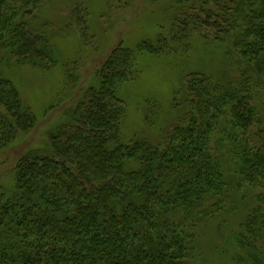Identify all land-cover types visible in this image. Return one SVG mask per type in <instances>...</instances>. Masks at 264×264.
<instances>
[{
	"label": "trees",
	"instance_id": "trees-1",
	"mask_svg": "<svg viewBox=\"0 0 264 264\" xmlns=\"http://www.w3.org/2000/svg\"><path fill=\"white\" fill-rule=\"evenodd\" d=\"M43 1L0 0V151L36 123L2 68L57 64L51 23L36 13ZM173 3L169 33L154 44L119 43L95 69L96 83L62 107L65 119L46 132L50 153L28 149L8 171L11 184H0V264H193L198 239L220 231L248 189L264 188V142L250 139L264 120V0ZM79 4L70 14L83 25ZM194 34L222 46L232 62L184 71L169 133L157 144L124 143L117 89L137 78L138 55L187 52ZM251 199L264 205L263 193ZM239 229L249 240L239 234L235 243L253 259L241 262L260 263L264 209L250 208Z\"/></svg>",
	"mask_w": 264,
	"mask_h": 264
},
{
	"label": "rangeland",
	"instance_id": "rangeland-1",
	"mask_svg": "<svg viewBox=\"0 0 264 264\" xmlns=\"http://www.w3.org/2000/svg\"><path fill=\"white\" fill-rule=\"evenodd\" d=\"M119 2L120 5L114 0H45L36 11L42 20L51 23L48 32L57 49V64L47 71L18 64L1 70L17 84L22 98L32 108L36 123L27 135L0 151V184H11L12 176L8 171L28 149L40 148L50 153L46 132L65 119L61 116L62 107L87 85L96 83L95 69L119 43L130 48L142 41L154 44L158 37L169 33L175 12L174 0ZM77 4H83L80 19L88 26L87 37L83 25H74L75 15L70 14ZM187 41V52L140 53L136 60L137 78L119 85L117 94L125 107L120 126V139L124 143L145 139L157 144L169 133L170 125L177 120L175 111L169 108L170 101L184 71L206 70L210 66L212 72L232 62L227 60L222 46L205 42L196 34ZM75 75L77 82L71 89L68 83ZM148 101H155V105ZM52 106L55 108L48 112ZM250 139L255 145L264 142V120L251 129ZM257 192L264 194V188L248 189L240 203L230 206L234 210L224 216L226 220L220 224L221 230L211 228V233L198 239L191 258L193 264H245L240 257L253 262L248 250L238 247L234 238L244 234V243L249 240L246 232L238 230L250 208L264 209V205L251 199V194ZM256 245L258 264H264V233L256 239Z\"/></svg>",
	"mask_w": 264,
	"mask_h": 264
},
{
	"label": "bare ground",
	"instance_id": "bare-ground-1",
	"mask_svg": "<svg viewBox=\"0 0 264 264\" xmlns=\"http://www.w3.org/2000/svg\"><path fill=\"white\" fill-rule=\"evenodd\" d=\"M116 4L120 5V2L121 0H114ZM74 25H77V16L75 15V20H74Z\"/></svg>",
	"mask_w": 264,
	"mask_h": 264
}]
</instances>
